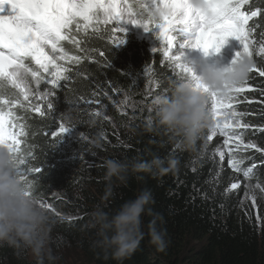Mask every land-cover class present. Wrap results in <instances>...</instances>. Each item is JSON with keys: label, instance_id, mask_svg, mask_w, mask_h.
<instances>
[{"label": "trees", "instance_id": "trees-1", "mask_svg": "<svg viewBox=\"0 0 264 264\" xmlns=\"http://www.w3.org/2000/svg\"><path fill=\"white\" fill-rule=\"evenodd\" d=\"M262 33L264 27H258L253 39L261 41ZM109 34L91 29L85 34L73 28V35L85 49L81 51L74 45L81 63L67 66L71 69L66 74L69 79L60 81L62 87L52 98L51 115L42 118L32 112L30 116L31 162L24 157L31 169L42 170L40 174L32 172L30 180L34 191L49 199L55 210L50 216L51 236L59 235L77 248L89 264H116L94 246L96 230L87 227L88 214L100 205L105 194L104 160L137 155L150 160L153 155H171L179 162L178 170L159 177L141 174L142 180L131 178L127 186L115 187L113 196L105 201L104 210L111 212L139 190L149 189L155 200L150 207L163 217L160 227L166 230L167 247L157 251L145 237L124 264H264V215L243 211L240 191H229L232 183L264 181V153L242 150L238 159L242 158L243 163L238 172L228 160L220 159V144L208 140L210 128L199 142L204 145L199 156L180 148L163 129L146 131L155 116L154 99L169 94L173 82L181 78L177 70L160 63L162 55L154 54L147 41H138L130 34L124 45L113 48ZM258 47L252 59L264 66V58L255 54ZM100 51L105 57L99 55ZM106 60L111 62L110 68L105 66ZM248 84L251 90L242 93L243 100L235 104V110L242 114L241 122L251 127L236 131L242 132L245 143L252 141L264 147V132L260 130L264 129V78L250 74ZM100 86L109 96L117 91L134 93L138 98L130 108H115L108 105ZM81 98L98 99L104 108L109 107L104 115L95 116L94 109L85 106ZM68 114L71 120L66 119ZM61 122L82 140L65 143L62 136L46 134L58 132ZM93 155V164H88L86 160ZM253 166L251 176L244 177L243 171ZM151 219L144 217L145 230ZM30 256L28 251L7 244L0 247V264H36Z\"/></svg>", "mask_w": 264, "mask_h": 264}, {"label": "snow or ice", "instance_id": "snow-or-ice-1", "mask_svg": "<svg viewBox=\"0 0 264 264\" xmlns=\"http://www.w3.org/2000/svg\"><path fill=\"white\" fill-rule=\"evenodd\" d=\"M203 3L211 7L214 13L211 18L207 16L206 9L194 8L192 0H0V142H7L12 151L20 153L18 174L27 178L29 172L40 174L42 170L39 167H23L26 164L21 154L24 141L19 137L25 136L26 131L23 124L18 125L17 133L10 130L8 125L12 124L15 117L12 110L19 107L35 112L42 118L51 115L55 90L62 87L60 81L69 79L66 74L71 71L59 61L80 64L82 60L80 56L69 55L62 42L67 41L85 51L81 48L82 42L73 35V26L76 32L85 34L89 29L97 34L110 33L108 42L113 48L126 43L128 25L142 28L159 41L152 51L154 54L160 51L163 57L160 63H167L178 70L176 75L180 78L190 75L183 59L184 49L196 48L205 55L210 51L218 53L229 37L235 38L242 46L233 62L241 55H246L253 61L257 44L259 47L255 54L264 58V33L261 34V41L253 39L255 30L264 27V0H203ZM102 25L112 27L102 29ZM99 55L105 57L103 51ZM28 59L35 68L25 63ZM105 66L110 68L111 62L106 60ZM250 74L264 78V66L253 62ZM41 82H46L50 88L41 92ZM33 83L36 85L35 89L32 87ZM246 90H251L248 79L231 89L226 96L210 93L213 123L208 140L219 133L226 137V146L235 139L237 149H254L258 153H264V147L252 141L245 143L242 132L236 131L251 127L248 123H242L239 119L242 114L234 110V101ZM100 91L108 99H112L103 86H100ZM81 100L89 108L101 105L98 99ZM113 103L118 101L114 100ZM93 114L100 116L99 108ZM70 130V127L61 122L58 132L46 134L58 137ZM260 130L264 132V129ZM224 155V152H219L221 160ZM242 163L243 159H236L234 155L228 160V165L238 172ZM254 168L255 166L245 169L243 176L249 178ZM239 187L238 183H232L229 191ZM260 191L264 192V188H260ZM252 200L255 203L254 196ZM41 206L49 209L52 207L44 203Z\"/></svg>", "mask_w": 264, "mask_h": 264}, {"label": "clouds", "instance_id": "clouds-1", "mask_svg": "<svg viewBox=\"0 0 264 264\" xmlns=\"http://www.w3.org/2000/svg\"><path fill=\"white\" fill-rule=\"evenodd\" d=\"M192 5L196 9H206L209 18L214 15L203 0H192ZM185 63L190 75L173 82L169 94L154 99L155 116L146 131L159 132L163 129L174 142H178L180 148L199 156L204 148L199 142L205 130L212 125L210 93L221 97L228 95L231 89L249 78L253 61L241 55L227 66H217L202 59L198 72L190 62ZM66 119L71 120V115H66ZM20 160V153L12 151L7 142H0V246L7 244L26 250L36 264H58V257L48 247L50 216L34 194L32 182L18 174ZM178 165V160L171 155H153L150 160L140 155L122 160H104L105 194L100 205L88 214L87 227L96 230L94 246L116 264H124L139 249L145 237L149 245L163 251L168 244L167 234L160 227L162 215L153 213L150 207L155 200L149 189L139 190L134 198L126 200L111 212L104 210L105 201L113 196L115 187L127 186L131 178L142 180L141 174L159 177L175 172ZM146 215L152 219L145 230Z\"/></svg>", "mask_w": 264, "mask_h": 264}, {"label": "rangeland", "instance_id": "rangeland-1", "mask_svg": "<svg viewBox=\"0 0 264 264\" xmlns=\"http://www.w3.org/2000/svg\"><path fill=\"white\" fill-rule=\"evenodd\" d=\"M103 26V25H102ZM101 26V27H102ZM112 26V25H108ZM75 28V26H73ZM133 34L135 36V39L138 41L145 40L148 42V45L152 51L154 47H157L159 44V41L156 40L155 36L152 33H145L142 28L128 25L127 26V34L130 35ZM64 49L68 52L69 55H76L77 51L76 48H74L73 44L68 43L67 41L62 42ZM241 45L239 44V41H237L235 38L229 37L226 41V43L221 47L220 51L218 53L210 51L208 55H205L201 50L196 48H186L184 49V57L183 59L187 62H190L193 66V68L198 72L199 71V63L202 59H206L208 63L216 64L217 66H227L230 64L236 53L240 51ZM153 52V51H152ZM158 54H161L160 51H157ZM25 63L29 64L31 67L35 68L36 66L31 62L30 59L26 60ZM59 63H64L65 66H69L70 64L65 63L64 61H59ZM178 71V70H177ZM47 79V76H46ZM41 86L39 87V90L43 92L46 88H50V85H48L46 82H41ZM33 89L36 88V85L32 84ZM57 90V89H56ZM55 90V91H56ZM112 99L107 98V102L109 106L118 108L119 105L123 108H130L131 104L137 100L138 95L134 93H126V92H114L113 95H110ZM242 94H240L236 101H234V110H235V104L241 102ZM118 101V103H113V101ZM36 101H33L35 103ZM108 106V107H109ZM99 108V111L101 112V115H104V112L107 110V108L103 107V102H101L100 106H96ZM96 107H93L94 111ZM210 109V105H209ZM15 113V117L12 119V124H9L8 127L10 130L14 133L19 132L18 125L23 124L24 130L26 131L25 136L19 137L24 141V143L21 145V154L26 156L28 160L31 162L32 159V144L28 142L30 140L31 134H30V116L32 114V111H28L22 108H14L12 110ZM236 111V110H235ZM237 112V111H236ZM213 123V122H212ZM16 125V126H13ZM211 130V127H210ZM62 138L66 140L65 143L68 142H77L78 140H82L81 137L71 131L62 134ZM226 137L221 136L219 133L217 135L213 136L212 140H216L220 144L219 152H224V159L228 160L233 155L237 157V155L241 154L243 149H237L236 148V141L235 139L231 140L229 142V145L224 144V139ZM24 151V152H23ZM96 158L95 155L91 157V159L86 160L88 164H93L94 159ZM24 168H30L31 164L29 162H26V164L23 166ZM32 172H29L27 175V179L31 181ZM240 187L237 189L242 194L241 199V208L244 211L252 212L255 215L259 212V214L263 213L264 215V192L260 191V188H264V181L260 182L258 180H246L245 182H241ZM256 185H259L260 187H256ZM34 188V186H33ZM34 194L37 196L39 203L44 204H51L49 199H47L45 196L39 195L34 191ZM255 197V203H253L252 197ZM53 206L49 209H47V212L49 216L53 215L52 213H55V210L52 209ZM49 244L48 247L53 255L58 257V264H89L82 252H80L77 248L70 245L68 242L63 240L62 237L59 235H56V237H52L51 233H49ZM1 247V246H0ZM30 260H33L32 256H30Z\"/></svg>", "mask_w": 264, "mask_h": 264}, {"label": "bare ground", "instance_id": "bare-ground-1", "mask_svg": "<svg viewBox=\"0 0 264 264\" xmlns=\"http://www.w3.org/2000/svg\"><path fill=\"white\" fill-rule=\"evenodd\" d=\"M23 152H24V151H23ZM22 156H23V158H25L24 155H22ZM25 160H26V159H25ZM26 162H28V161L26 160Z\"/></svg>", "mask_w": 264, "mask_h": 264}]
</instances>
